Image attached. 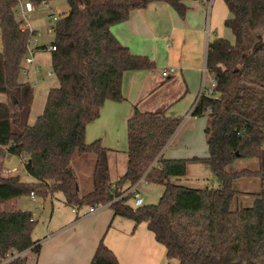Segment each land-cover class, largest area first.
<instances>
[{
  "label": "trees",
  "instance_id": "trees-1",
  "mask_svg": "<svg viewBox=\"0 0 264 264\" xmlns=\"http://www.w3.org/2000/svg\"><path fill=\"white\" fill-rule=\"evenodd\" d=\"M189 1L202 2L66 0L68 11L56 16L49 43L55 47L50 61L57 86L47 91L41 114L29 124L33 87L20 81L19 74L36 31L17 13L21 3L36 9L48 0H0V93L7 98L0 101V161L17 156L32 177L0 176V264H35L27 257L7 260L26 250L39 254V240L32 238L36 220L18 207L31 194L41 199L59 194L75 211L110 203L114 216L134 227L144 224L176 264H264V0H223L229 11L223 24L233 40L207 42L205 68L216 85L213 96L200 95L191 107V116L206 118V157H162L182 120L168 116L165 106L152 111L132 106L126 120L125 170L114 181L111 149L100 139L85 138L87 124L99 117L105 102L125 99L124 73L155 68L152 59L121 44L111 26L151 3L166 4L183 18ZM238 158H254L258 168L230 171ZM78 160L91 162V188L85 192L75 168ZM201 162H208L219 187L171 181L185 176L189 163ZM140 178L163 187L156 203L132 206L129 195L112 201ZM241 178L258 179L260 191L250 206L232 208L238 192L233 183ZM89 264L119 262L100 240Z\"/></svg>",
  "mask_w": 264,
  "mask_h": 264
},
{
  "label": "crops",
  "instance_id": "crops-1",
  "mask_svg": "<svg viewBox=\"0 0 264 264\" xmlns=\"http://www.w3.org/2000/svg\"><path fill=\"white\" fill-rule=\"evenodd\" d=\"M188 5L189 9L181 18L168 5L151 3L145 9L132 11L127 20L111 26V32L121 44L134 54L152 59L155 68L125 72L122 79L125 99L105 102L99 117L87 124L85 138L88 129L95 126L96 133L100 135L98 139L110 148L104 140L109 134L126 128V120L134 104L149 111L165 106L168 116L181 117L182 120L164 146L162 157L207 156L202 147L204 122L199 117L185 118V115L198 97L207 42L215 37L232 41L233 36L223 24L229 16L223 0H212L209 6L203 1H189ZM26 27L35 30L27 23ZM34 41L32 62L24 64L36 70L38 63L33 58L34 52L47 50L49 45ZM41 46L46 49H37ZM171 68L173 72L162 76L163 71ZM23 69L26 72L27 69ZM102 124L106 125L105 128ZM184 132L188 133L184 136ZM10 160L7 156L0 161V170L5 168L13 172L9 168ZM123 172L110 176L111 180H116ZM18 207L30 211L36 220L35 236L32 233V238L39 240L40 251L37 256L29 250L26 252L25 257L30 263L89 264L97 244L102 240L113 251L119 264H176L175 260L166 258L164 246L154 239L153 233L144 224L134 227L130 220L114 216L109 206L89 214L88 207L75 211L56 195L46 199L26 196L18 201ZM38 223L43 228L40 226L35 230Z\"/></svg>",
  "mask_w": 264,
  "mask_h": 264
},
{
  "label": "rangeland",
  "instance_id": "rangeland-1",
  "mask_svg": "<svg viewBox=\"0 0 264 264\" xmlns=\"http://www.w3.org/2000/svg\"><path fill=\"white\" fill-rule=\"evenodd\" d=\"M22 7L24 3H21ZM33 9V8H32ZM68 11V5L66 0H48L47 3L40 5L36 9L25 12L24 16L21 13H17V16L24 20V24L30 26V28L35 29L36 34L33 36V40H36L38 44H46L49 45L50 41L53 39V31L51 26L53 25V21L51 20L52 16H59ZM212 40V39H210ZM49 47V46H48ZM0 50H1V42H0ZM34 60H36L37 69L34 67L26 66L23 63L22 71L19 74L20 81H27L33 87V100L30 109V114L28 117V123L32 124L37 116L41 114L45 100L47 91L57 86V79L52 72L51 69V61H50V50H37L34 52ZM203 66V64H201ZM202 70V67H201ZM202 77V71L200 73ZM172 91L174 90V87ZM188 93H186L187 95ZM6 96L0 93V101H6ZM199 120L203 121L204 124L206 122L205 117H199ZM103 123V122H102ZM106 125L102 124V127L105 128ZM94 128L88 129V134L86 141L92 142L95 139L99 138V132L96 133L95 126ZM126 128L122 129V131H117L109 134V136L104 140L108 146L111 148L109 152V165H110V176L115 177L119 173L123 172L125 166V154L124 151L127 147L126 142ZM95 133V134H94ZM188 132H184L185 136ZM201 133V130H200ZM202 147L208 153L207 145L205 140L202 142ZM109 148V149H110ZM10 157V170H14L13 172L7 171V169L0 170V176H10V175H19L22 180H32V177L27 175L23 168V163L19 157L14 155H9ZM76 161V160H75ZM76 163V162H75ZM75 168L77 171V175L79 177V181L81 183V191L85 192L91 188L90 184V173H91V162H84L78 160L75 164ZM258 168L257 160L254 158H238L233 164L229 167L230 171L241 170V169H250L255 170ZM175 184L188 186L192 188H217L220 183L217 178L214 176L210 165L208 162L201 163H189L187 165L186 174L183 177L173 178L171 180ZM234 189H236L237 195L234 198L231 207L237 208L240 206H250L254 199L257 197V193L260 191L259 180L256 178H241L237 179L233 183ZM139 195L143 200V204H154L156 203L162 192L163 187L159 184L142 182L138 189ZM58 197H61L58 194ZM127 202L134 206V198L130 197L127 199ZM22 207V206H21ZM20 207V208H21ZM43 228V225L38 223L37 228ZM35 236V231L33 233ZM29 262V261H28ZM30 263V262H29Z\"/></svg>",
  "mask_w": 264,
  "mask_h": 264
},
{
  "label": "built area",
  "instance_id": "built-area-1",
  "mask_svg": "<svg viewBox=\"0 0 264 264\" xmlns=\"http://www.w3.org/2000/svg\"><path fill=\"white\" fill-rule=\"evenodd\" d=\"M206 5H210L212 0H202ZM22 4L19 5L18 11L19 13L22 14V16H24L25 12L27 11H31L32 10V6L29 3H24V6H21ZM56 16H52L51 20L54 22L56 20ZM28 28V27H27ZM29 29V28H28ZM30 30V29H29ZM35 41L33 40V37L30 39L29 41V45H28V51H27V55L25 56L23 63L25 64H29L32 62V47L34 46ZM49 50H54L55 47L54 46H49L48 47ZM174 70L171 68L168 71H163L162 72V76H167L168 73L173 72ZM202 73H203V78L202 81L200 83V88H199V93L198 96L200 95H207V96H213V90L215 88V80L208 75L205 66L202 69ZM191 116V110L185 115V118L190 117ZM144 182L143 178H140L135 184L127 187L124 192H122L118 197H115L112 201L117 200L118 198L124 197L129 195L130 197L134 198V206H140L142 205V199L139 196V192H138V186ZM31 197H34V195H30ZM34 199V198H33ZM110 203L104 204V205H100V206H95V207H88V213L92 214L94 213L98 208H101L103 206H109ZM26 251L20 252V253H14L12 255H10L7 260H11L17 257H25L26 256Z\"/></svg>",
  "mask_w": 264,
  "mask_h": 264
}]
</instances>
